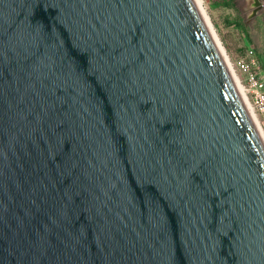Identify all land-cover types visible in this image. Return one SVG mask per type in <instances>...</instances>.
Returning a JSON list of instances; mask_svg holds the SVG:
<instances>
[{
	"label": "water",
	"instance_id": "95a60500",
	"mask_svg": "<svg viewBox=\"0 0 264 264\" xmlns=\"http://www.w3.org/2000/svg\"><path fill=\"white\" fill-rule=\"evenodd\" d=\"M0 264H264V144L193 0H0Z\"/></svg>",
	"mask_w": 264,
	"mask_h": 264
},
{
	"label": "rangeland",
	"instance_id": "374dc122",
	"mask_svg": "<svg viewBox=\"0 0 264 264\" xmlns=\"http://www.w3.org/2000/svg\"><path fill=\"white\" fill-rule=\"evenodd\" d=\"M198 1L226 61H235L250 46L264 67V0L258 4L252 0ZM257 118L264 138V118Z\"/></svg>",
	"mask_w": 264,
	"mask_h": 264
},
{
	"label": "built area",
	"instance_id": "2783aa9c",
	"mask_svg": "<svg viewBox=\"0 0 264 264\" xmlns=\"http://www.w3.org/2000/svg\"><path fill=\"white\" fill-rule=\"evenodd\" d=\"M229 66L254 114L264 118V67L256 50H246Z\"/></svg>",
	"mask_w": 264,
	"mask_h": 264
},
{
	"label": "bare ground",
	"instance_id": "6f19581e",
	"mask_svg": "<svg viewBox=\"0 0 264 264\" xmlns=\"http://www.w3.org/2000/svg\"><path fill=\"white\" fill-rule=\"evenodd\" d=\"M248 1H250V0H248ZM252 1H254L255 4H257L259 2V0H252ZM193 3L195 5V7H196V9H197V11H198V13H199L202 21H203L206 29L208 30V33L211 36V38H212V40H213L216 48L218 49L220 55L222 56L224 62L226 63V65H227V67H228V69H229V71H230V73H231V75L233 77V80H234V82L236 84V87L238 89V92H239V95H240V97L242 99V102H243V104H244V106H245V108H246V110H247V112H248V114L250 116V119H251L254 127L256 128V130H257V132H258V134H259V136H260V138H261V140H262V142L264 144V138L262 137V134L260 132V129L257 127L258 118L254 114V112L251 109V107L247 104L246 99H245V97H244V95L242 93L241 87H239V85H238L237 78L234 76L233 72L231 71L230 66H229V63L226 61V59H225V57H224V55H223V53H222V51L220 49V46L218 44V41L216 40L215 35H214V33H213V31H212V29L210 27V24L208 23V21H207V19L205 17L204 11L202 10V7H201L199 1L198 0H193Z\"/></svg>",
	"mask_w": 264,
	"mask_h": 264
},
{
	"label": "flooded vegetation",
	"instance_id": "af4514ba",
	"mask_svg": "<svg viewBox=\"0 0 264 264\" xmlns=\"http://www.w3.org/2000/svg\"><path fill=\"white\" fill-rule=\"evenodd\" d=\"M258 3H259V2H258ZM258 3H257V4H258Z\"/></svg>",
	"mask_w": 264,
	"mask_h": 264
}]
</instances>
